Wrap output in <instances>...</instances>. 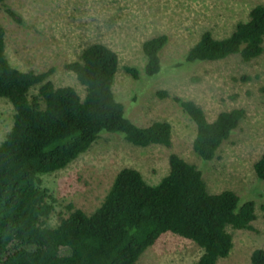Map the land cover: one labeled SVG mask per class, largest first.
<instances>
[{
	"label": "trees",
	"instance_id": "16d2710c",
	"mask_svg": "<svg viewBox=\"0 0 264 264\" xmlns=\"http://www.w3.org/2000/svg\"><path fill=\"white\" fill-rule=\"evenodd\" d=\"M5 11L19 23L14 13ZM3 35L0 26V98L9 103L13 115L0 143V264H135L164 234L199 248L194 264H216L227 257L232 242L225 229H250L253 202L240 203L227 190L209 194L201 173L174 154L168 155V173L158 184L149 186L137 171L122 168L90 214L68 206L65 218L55 227H46L52 205L46 190L39 187L38 175L62 169L103 134H120L134 147H168L170 125L156 121L138 127L126 118L111 92L117 57L104 45L90 44L78 60L63 65L83 87L80 99L72 88H55L47 80L51 68L34 73L11 67L4 58ZM165 43L164 35L142 42L145 77L161 73L159 53ZM233 55L245 63L264 55V6L252 7L247 20L236 23L222 39L202 32L183 63ZM124 71L138 80L135 69L125 67ZM34 87L36 94L28 99ZM175 101L195 125L192 151L203 162L214 158L244 115L243 110L232 109L208 122L192 101ZM252 170L263 183L264 194V151ZM249 262L264 264V248L253 250Z\"/></svg>",
	"mask_w": 264,
	"mask_h": 264
},
{
	"label": "rangeland",
	"instance_id": "374dc122",
	"mask_svg": "<svg viewBox=\"0 0 264 264\" xmlns=\"http://www.w3.org/2000/svg\"><path fill=\"white\" fill-rule=\"evenodd\" d=\"M264 0H5L0 3V26L4 31V58L18 71L44 72L55 88L70 87L80 99L84 90L63 65L78 60L88 45L99 43L116 54L117 69L111 92L134 125L164 121L170 125V145L134 147L120 134H103L65 167L38 175L52 210L45 226L55 227L72 209L90 214L98 207L122 168L137 171L154 186L167 175V157L177 155L200 173L206 191H231L239 202L254 204L248 230L226 227L232 247L216 264H250L255 249L264 248L263 183L252 165L264 151V55L242 62L237 55L212 62L184 64L183 57L200 34L208 31L218 40L249 10ZM10 10L19 19L13 22ZM164 35L160 50L161 73L144 75L141 44ZM136 70L133 80L124 68ZM157 93H163L158 97ZM36 87L28 92V99ZM175 99L192 101L211 122L224 111L241 109L243 118L208 162L192 151L195 125ZM13 110L0 98V143L9 132ZM201 250L171 234L160 236L135 264H194Z\"/></svg>",
	"mask_w": 264,
	"mask_h": 264
}]
</instances>
